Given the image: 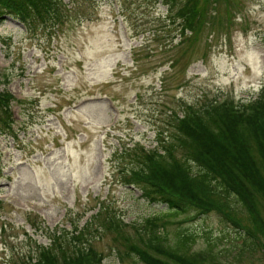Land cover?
I'll return each mask as SVG.
<instances>
[{"label":"rangeland","instance_id":"1","mask_svg":"<svg viewBox=\"0 0 264 264\" xmlns=\"http://www.w3.org/2000/svg\"><path fill=\"white\" fill-rule=\"evenodd\" d=\"M68 7L30 31L13 16L0 20V80L14 114L0 130V264L34 263L57 236L86 245L88 264H144L119 249L142 246L147 219L168 209L128 184V154L154 148L179 118L216 103L241 109L259 95L264 0H202L195 24L189 8L184 22L179 5L170 12L155 0ZM231 202L167 218L168 242L183 229L195 236L192 251L216 242L222 261L264 264V225ZM231 220L254 232L255 252L238 255Z\"/></svg>","mask_w":264,"mask_h":264},{"label":"trees","instance_id":"2","mask_svg":"<svg viewBox=\"0 0 264 264\" xmlns=\"http://www.w3.org/2000/svg\"><path fill=\"white\" fill-rule=\"evenodd\" d=\"M155 1L166 4L170 12L174 5H179L177 12L180 9L181 16L178 17H183L184 22L190 18L187 8L193 20L202 2ZM77 2L0 0V20L13 16L30 31L66 17L69 3L75 5ZM205 2L208 5L219 0ZM193 21L195 24L201 19ZM1 85L0 80V130L10 129L14 121L13 94ZM161 135L163 137L157 138L154 148L137 146L128 154L136 162L130 169L128 184L138 186L141 197L147 201L167 206L168 213L147 219L144 247L132 244L127 250L126 247L119 250L128 256L134 253L144 264H230L219 258L223 253L216 250V242L192 251L195 236L183 229L176 230L175 243L171 245L164 232L165 223L167 218L186 215L191 210L207 214L218 203L224 205L233 199L235 204L231 202L228 207L232 212H248L251 221L264 225L261 218L264 206V88L255 99L242 102L241 109L216 103L179 118L169 134L163 131ZM109 218L112 219L110 224L114 223L110 215L105 220L106 225ZM231 221L239 233L238 238L243 241L238 255L255 252L260 243L254 232L242 227L237 220ZM75 238L73 235L74 241ZM70 243H64L62 236L52 238L48 246L37 248L39 255L31 264H88L89 253L83 248L86 245L71 248L67 245Z\"/></svg>","mask_w":264,"mask_h":264}]
</instances>
